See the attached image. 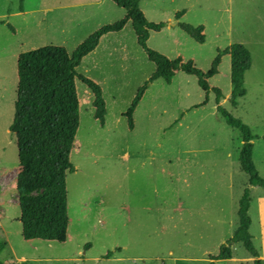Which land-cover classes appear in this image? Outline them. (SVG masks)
<instances>
[{"label": "rangeland", "instance_id": "374dc122", "mask_svg": "<svg viewBox=\"0 0 264 264\" xmlns=\"http://www.w3.org/2000/svg\"><path fill=\"white\" fill-rule=\"evenodd\" d=\"M139 7L149 22L165 23L160 32L150 33L148 47L171 60L192 61L206 73L219 50L242 44L250 51L246 94L236 106L230 101V56L222 57L219 74L208 84L222 91L220 105L249 127L253 162L264 179V0H142ZM124 15L111 0H0V260L205 264L233 237L246 188L251 191L249 233L264 257V188L251 187L240 170L241 135L225 123L213 92L201 105L206 93L196 77L178 71L170 84L158 79L148 85L134 113V129L128 128L122 114L155 72L130 22L107 34L77 67L103 85L107 113L101 127L93 117L92 92L76 81L79 128L70 154L74 172L66 179V241L23 238L17 145L10 133L18 57L49 45L71 54ZM179 23L204 26L205 42L189 37ZM252 260L242 244H235L232 258L215 264Z\"/></svg>", "mask_w": 264, "mask_h": 264}, {"label": "trees", "instance_id": "16d2710c", "mask_svg": "<svg viewBox=\"0 0 264 264\" xmlns=\"http://www.w3.org/2000/svg\"><path fill=\"white\" fill-rule=\"evenodd\" d=\"M123 8L124 17L105 25L79 44L70 54L63 46H44L21 53L17 62V92L10 133L17 145L18 173L16 192L20 208L22 236L25 240H43L63 243L66 241L69 224L67 209V176L74 172L70 154L79 128V101L76 81L89 88L93 95V117L101 127L105 124L106 104L101 87L91 79L79 74L77 67L99 45L102 37L121 32L127 23L132 24L137 43L147 58L155 65V72L138 89L130 107L122 114L128 128L134 129V113L148 85L158 79L170 84L178 71L197 78L199 87L216 97L219 113L225 123L236 129L242 139L239 154L240 170L248 176L251 187L264 188V179L253 162V136L247 125L235 119L221 105L224 95L219 88H210L208 80L219 74L223 56L231 59L230 80L232 85L231 104L244 97L245 75L251 69L250 51L242 44H233L219 50L208 72L194 67L192 61L181 58L171 60L148 47L151 32H160L165 23H151L139 7L142 0H111ZM185 12L176 14L179 20ZM9 26V25H8ZM181 30L198 43L205 42L204 26L179 23ZM14 32V29L9 26ZM250 189L246 188L239 200L238 227L233 237L221 246L219 254L210 256L209 262L230 260L232 246L242 244L253 258V264H263L253 245L249 233L251 219ZM4 245L0 246L1 249ZM110 254H108L109 256ZM0 264H6L0 260ZM26 264V263H19Z\"/></svg>", "mask_w": 264, "mask_h": 264}, {"label": "crops", "instance_id": "0c3cea01", "mask_svg": "<svg viewBox=\"0 0 264 264\" xmlns=\"http://www.w3.org/2000/svg\"><path fill=\"white\" fill-rule=\"evenodd\" d=\"M107 36H108V35H105L104 37L101 38L98 47H97V48H96L91 54L95 53V52L100 48V46H101L103 40H104ZM91 54H90V55H91ZM90 55H88V56H90ZM94 80H95L98 84L101 85V88L103 87V85H102L98 80H96V79H94ZM102 92H103V88H102ZM259 258H264V257H262L261 255H259ZM252 259H253V258H252Z\"/></svg>", "mask_w": 264, "mask_h": 264}]
</instances>
